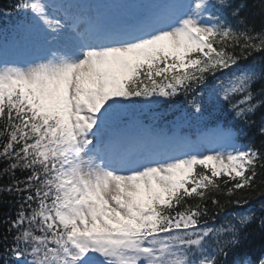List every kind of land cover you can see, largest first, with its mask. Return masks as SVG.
<instances>
[{"label":"snow or ice","instance_id":"obj_1","mask_svg":"<svg viewBox=\"0 0 264 264\" xmlns=\"http://www.w3.org/2000/svg\"><path fill=\"white\" fill-rule=\"evenodd\" d=\"M14 7L26 19L0 40V193L19 197L4 264H250L235 249L255 213L215 227L208 205L264 168V144L240 142L241 123L264 138V60L241 63L264 53V25L233 0H138L118 24L82 0ZM181 94L183 118L207 105L232 123L197 141L122 134L135 104Z\"/></svg>","mask_w":264,"mask_h":264},{"label":"trees","instance_id":"obj_2","mask_svg":"<svg viewBox=\"0 0 264 264\" xmlns=\"http://www.w3.org/2000/svg\"><path fill=\"white\" fill-rule=\"evenodd\" d=\"M234 3L245 5L242 15L247 18L248 26H255V31H260L261 26L264 25V0H233ZM17 0H0V24L3 21L9 19L19 20L22 13L16 11L14 5ZM229 20L231 23L239 25V22L232 18L229 14ZM264 60V53L253 52L251 55L241 61L243 65L252 63L259 64ZM260 87L259 83L254 85V90H258ZM138 99V98H136ZM192 95L189 94L184 97L182 94L177 98H173L172 103H165L161 100L158 105H150L148 111L150 113H158L162 115L163 119L167 122L174 123L176 126L193 129V123L195 120H189L183 118L181 109L188 108L186 103L187 100H191ZM207 110L205 112L215 111L212 117V123L217 121H225L228 125L232 123L231 117L226 113H222L219 109H213L205 105ZM260 112H257L255 116L250 119L255 120L259 123ZM241 127L244 128L242 140L248 145H254L260 147L264 144V138L260 137L258 132L251 125H244L241 123ZM6 167V161L0 160V186L7 185L11 182L12 177L10 175L3 174V169ZM259 175L254 181V188H245L237 190L229 197L227 194L217 195V199L220 200L222 208L216 209L211 202H209V208L213 209V214L217 216L216 221H209L210 225L219 227L220 224L225 223V218L231 219L234 214L248 213L249 211L255 213V219L245 226L242 230L241 244L235 249L237 255L241 257H249L254 261H260L264 258V225H261L260 219L264 217V168L258 169ZM26 173L17 171L16 177L23 179ZM240 199L241 203L228 202L230 199L235 201ZM19 197L15 195H9L7 193H0V264H4L3 252H4V237L8 235V240H11V235L6 233V225L4 221L8 217L15 218V213L18 208ZM229 258H232V252H229ZM15 258H13V261ZM10 261V264H13Z\"/></svg>","mask_w":264,"mask_h":264},{"label":"rangeland","instance_id":"obj_3","mask_svg":"<svg viewBox=\"0 0 264 264\" xmlns=\"http://www.w3.org/2000/svg\"><path fill=\"white\" fill-rule=\"evenodd\" d=\"M82 2H85V3H88V4H91V5H94V6H98V7L103 8V13H102V15L100 17L103 22L112 23V24L113 23L114 24H118L123 19V18L120 17L121 14H122L121 5H114L113 7H111V9H107L106 10L104 8V6L102 7L100 0H82ZM21 24H23V22L14 25L13 28H11V30L8 33H6V34L1 33L0 34V40H1V38L3 39V37L6 36V35L9 36V37H11L13 35V33H14V30L19 25H21ZM142 111L143 110L140 109L139 103L135 104L133 107H131L129 109V112L131 114H142ZM198 124H199V134H198L197 137H192L196 141L198 139H201L206 133H209L212 129H215L217 127V126H214V127L213 126H208L207 125V117L206 116L199 117ZM219 126H221V125L219 124ZM155 135L165 136V137H173V136H176V137H186L187 139H189L191 141H194L193 139H190V137L188 135L187 136H178L177 134H164V133H159V134H155ZM137 137H139V136L133 137L132 138V141H134ZM250 264H252V262H250Z\"/></svg>","mask_w":264,"mask_h":264}]
</instances>
